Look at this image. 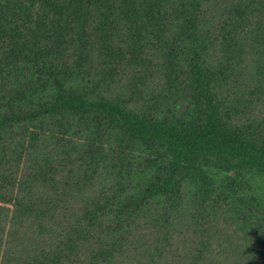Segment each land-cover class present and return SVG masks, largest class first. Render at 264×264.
Masks as SVG:
<instances>
[{"label": "trees", "instance_id": "obj_1", "mask_svg": "<svg viewBox=\"0 0 264 264\" xmlns=\"http://www.w3.org/2000/svg\"><path fill=\"white\" fill-rule=\"evenodd\" d=\"M0 264H264V0H0Z\"/></svg>", "mask_w": 264, "mask_h": 264}, {"label": "rangeland", "instance_id": "obj_2", "mask_svg": "<svg viewBox=\"0 0 264 264\" xmlns=\"http://www.w3.org/2000/svg\"><path fill=\"white\" fill-rule=\"evenodd\" d=\"M220 228H221V226H220ZM221 242V241H220Z\"/></svg>", "mask_w": 264, "mask_h": 264}]
</instances>
